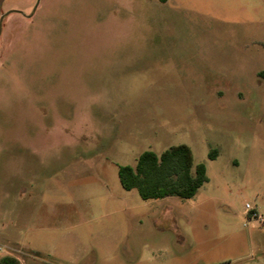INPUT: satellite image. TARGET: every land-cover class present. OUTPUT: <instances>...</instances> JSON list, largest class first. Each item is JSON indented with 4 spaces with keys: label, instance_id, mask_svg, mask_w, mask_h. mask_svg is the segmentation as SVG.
I'll use <instances>...</instances> for the list:
<instances>
[{
    "label": "rangeland",
    "instance_id": "obj_1",
    "mask_svg": "<svg viewBox=\"0 0 264 264\" xmlns=\"http://www.w3.org/2000/svg\"><path fill=\"white\" fill-rule=\"evenodd\" d=\"M10 9L0 257L264 264V0H3L0 15ZM178 143L206 167L192 197L122 187L119 165Z\"/></svg>",
    "mask_w": 264,
    "mask_h": 264
},
{
    "label": "trees",
    "instance_id": "obj_2",
    "mask_svg": "<svg viewBox=\"0 0 264 264\" xmlns=\"http://www.w3.org/2000/svg\"><path fill=\"white\" fill-rule=\"evenodd\" d=\"M216 155L214 148L208 153L211 159ZM118 178L123 188L136 189L142 199L190 198L207 181L205 164L194 161L186 143L172 144L159 154L150 149L142 151L134 165H119ZM0 264H19V260L5 254Z\"/></svg>",
    "mask_w": 264,
    "mask_h": 264
},
{
    "label": "built area",
    "instance_id": "obj_3",
    "mask_svg": "<svg viewBox=\"0 0 264 264\" xmlns=\"http://www.w3.org/2000/svg\"><path fill=\"white\" fill-rule=\"evenodd\" d=\"M245 211L248 212V211H252L253 210V207L250 206L249 203H246L245 204ZM252 218H261L260 214H258L257 212H252Z\"/></svg>",
    "mask_w": 264,
    "mask_h": 264
},
{
    "label": "crops",
    "instance_id": "obj_4",
    "mask_svg": "<svg viewBox=\"0 0 264 264\" xmlns=\"http://www.w3.org/2000/svg\"><path fill=\"white\" fill-rule=\"evenodd\" d=\"M56 224V223H55ZM46 228H51V229H53L54 231H58V230H60L59 228L60 227H58V225H53L52 224V226H48V227H46ZM55 240H58V238L56 237V239ZM6 254H9V253H6ZM10 255H12V254H10ZM18 260H19V264L21 263V258L18 256V255H14Z\"/></svg>",
    "mask_w": 264,
    "mask_h": 264
},
{
    "label": "water",
    "instance_id": "obj_5",
    "mask_svg": "<svg viewBox=\"0 0 264 264\" xmlns=\"http://www.w3.org/2000/svg\"><path fill=\"white\" fill-rule=\"evenodd\" d=\"M3 0H0V4L2 3ZM10 12H19V10H15V9H10V10H7L6 12L2 13L0 15V30H1V21L2 19Z\"/></svg>",
    "mask_w": 264,
    "mask_h": 264
}]
</instances>
